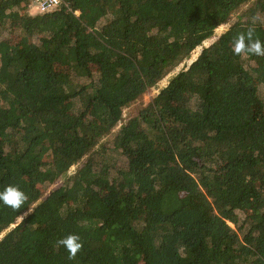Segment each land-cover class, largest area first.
<instances>
[{
    "label": "trees",
    "instance_id": "1",
    "mask_svg": "<svg viewBox=\"0 0 264 264\" xmlns=\"http://www.w3.org/2000/svg\"><path fill=\"white\" fill-rule=\"evenodd\" d=\"M32 2L0 0V191L28 197L0 202V264H264V57L232 50L264 0Z\"/></svg>",
    "mask_w": 264,
    "mask_h": 264
},
{
    "label": "clouds",
    "instance_id": "2",
    "mask_svg": "<svg viewBox=\"0 0 264 264\" xmlns=\"http://www.w3.org/2000/svg\"><path fill=\"white\" fill-rule=\"evenodd\" d=\"M255 19L254 17L253 20ZM232 50L237 56L243 54L264 57V42L255 38V28L249 26L246 32L238 33L233 38ZM27 199V195L17 185H8L0 191V202L13 210H19ZM26 214L19 216L21 221L24 220ZM56 246L64 247L69 253V258L73 259L83 245L78 234L69 233L57 240Z\"/></svg>",
    "mask_w": 264,
    "mask_h": 264
},
{
    "label": "rangeland",
    "instance_id": "3",
    "mask_svg": "<svg viewBox=\"0 0 264 264\" xmlns=\"http://www.w3.org/2000/svg\"><path fill=\"white\" fill-rule=\"evenodd\" d=\"M249 7H250V4H247V5L239 8L238 10H236L230 16V18L227 21V23L225 25L221 26L220 28H218L215 31L214 36L211 39H209L206 42H204L200 47H198L197 49H195L191 53V55H190V57H189L188 60L184 61L171 74H169L163 80H161L160 82H158L157 85L154 88L149 89L138 100H136L135 102H133L132 104H130L128 107H126L123 110V116H122V120H121L120 125H118L112 131V134L109 136V138H111L117 132V130L120 128L121 125L125 124L129 119L133 118L142 108H144L158 94V92L168 84V81L174 75H176L180 70H182L183 68H185L186 66H188L189 64H191L197 58V56L201 52L202 48L209 46L217 37L220 36V34H222L223 32H225L231 25H233L238 20V17L242 14V12L245 11ZM24 12L29 13V14H35L34 11L32 9H29V8L25 9ZM24 12L22 11L21 13H24ZM59 69L60 70H64L63 68H59ZM86 162H87V159L86 158L82 159L80 162H78L75 166H73L69 170V172L66 174V176L64 178L57 179L48 188V191L42 196V199L45 198L49 194L50 191L58 188L67 177H71L76 172V170L78 168L82 167L83 165H85Z\"/></svg>",
    "mask_w": 264,
    "mask_h": 264
},
{
    "label": "built area",
    "instance_id": "4",
    "mask_svg": "<svg viewBox=\"0 0 264 264\" xmlns=\"http://www.w3.org/2000/svg\"><path fill=\"white\" fill-rule=\"evenodd\" d=\"M59 4L60 0H33L29 9H32L35 14H43L56 10Z\"/></svg>",
    "mask_w": 264,
    "mask_h": 264
}]
</instances>
